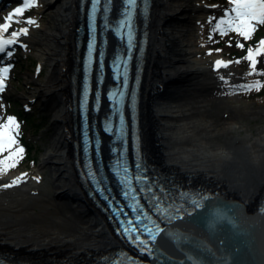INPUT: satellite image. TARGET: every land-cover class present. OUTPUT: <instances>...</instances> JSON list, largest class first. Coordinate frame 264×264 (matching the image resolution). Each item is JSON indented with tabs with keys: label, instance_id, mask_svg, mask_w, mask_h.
<instances>
[{
	"label": "bare ground",
	"instance_id": "1",
	"mask_svg": "<svg viewBox=\"0 0 264 264\" xmlns=\"http://www.w3.org/2000/svg\"><path fill=\"white\" fill-rule=\"evenodd\" d=\"M86 2L41 0L42 15L49 21L34 19L39 26L28 25V34H21L23 43L38 52L41 68L52 69L34 84L32 97L49 115L53 144L37 172L39 180L10 174L8 168L0 172V185L21 177L15 186L0 187V250L39 264L94 261L129 248L117 224L95 203L82 159L77 95L85 60ZM207 3L155 0L143 106L145 140L151 145L154 136L159 146L153 155L175 172L212 181L229 199L263 211L264 111L242 110L237 97L247 78L238 80L234 64L225 57L217 65L201 51L214 15L232 16L221 7L203 5ZM46 171L52 192L42 189Z\"/></svg>",
	"mask_w": 264,
	"mask_h": 264
},
{
	"label": "rangeland",
	"instance_id": "2",
	"mask_svg": "<svg viewBox=\"0 0 264 264\" xmlns=\"http://www.w3.org/2000/svg\"><path fill=\"white\" fill-rule=\"evenodd\" d=\"M203 5L221 7L229 13L231 9L229 0H208V3ZM18 7H23V4L15 3L6 10L1 9L0 23L5 21V17L10 14L11 10H15ZM43 12L41 0H37V6L25 9L21 19L16 18L21 21L28 18L41 19L42 22L47 23L49 21L48 16L42 15ZM208 16H213V14ZM222 18L221 14L216 13L211 22L208 23L207 29L204 31L203 44H200L201 51L214 61L225 57L226 61L234 64L238 80L241 77L247 78L245 79L246 86L251 87H240L239 91L246 93V95L244 96L240 93L237 97V102L242 107V110L255 108L264 111V54L261 53L255 58L257 60L254 68L252 67V62L246 58L249 49L256 52L261 47L259 42L264 40V24H258L253 36L246 39L235 31L221 34V29L228 28V25H220V28L216 27ZM26 26L28 24L17 23L18 29ZM34 35L37 36L38 34L35 32ZM238 44H242L243 48L238 47ZM37 53V51H34L32 55L27 59H23L17 65L18 67L15 69V75L10 87L5 91L6 98L0 101V123H6L9 116L17 119L19 124L18 143L13 147H23L24 149L22 156L17 158L16 166L8 168L9 173H27L28 176L32 177H37V172L43 163L47 150L53 144V132L50 130L51 121L49 115L45 112L44 105L32 97L34 88H36L34 84L45 80L52 71L50 67L41 68V60ZM236 61H239V63ZM22 114H25V118L22 117ZM246 123L253 126L261 124L260 121L251 120H247ZM146 143L148 147L149 143L147 140ZM149 147L148 150H150ZM8 155L9 153L5 152L0 156V159H4ZM44 173L42 176V189L43 191L52 192L53 189L49 186L51 183L48 180L50 172L46 171Z\"/></svg>",
	"mask_w": 264,
	"mask_h": 264
},
{
	"label": "water",
	"instance_id": "3",
	"mask_svg": "<svg viewBox=\"0 0 264 264\" xmlns=\"http://www.w3.org/2000/svg\"><path fill=\"white\" fill-rule=\"evenodd\" d=\"M155 93L152 82L150 94ZM153 141L152 136L150 153L156 147ZM191 221L175 235L174 249L161 254V260L166 262L159 264H264V217L253 208L209 203ZM158 238L159 235L154 239L159 241Z\"/></svg>",
	"mask_w": 264,
	"mask_h": 264
},
{
	"label": "snow or ice",
	"instance_id": "4",
	"mask_svg": "<svg viewBox=\"0 0 264 264\" xmlns=\"http://www.w3.org/2000/svg\"><path fill=\"white\" fill-rule=\"evenodd\" d=\"M110 0H105V3H109ZM127 4V8L125 10V20L121 21V24L118 31L128 28L131 29V18L133 16V12L135 9V6L137 4V0H125ZM231 5H234L233 8L230 9L231 13H234L232 16H228L226 13V16L228 18H222L219 21V24H217V28H220V25H228L229 27L227 29H221V34H226L227 31H235L240 36L244 38H250L253 31L255 30V25L258 24H264V0H229ZM100 3V0H92V20L94 22L95 20V12L97 5ZM31 6H37V0H23V7L16 8L12 13H10L7 17H5V23L0 24V53L6 52V45H11L16 42L17 38L21 34H28L29 29L27 27H21L18 30L12 31L7 38H5L4 34L7 32V30L11 27V24L13 22L15 23H23L28 25H36L37 22L32 19L28 18L27 20H13V17L22 15L24 10L31 7ZM261 48L258 49L256 53H253L251 49L248 51L247 59L252 62V67H255L256 60L255 55H259L262 52H264V40H261L260 42ZM129 44H131V38L129 33ZM238 47L243 48L242 44H238ZM25 47H27L25 45ZM93 51V44L89 45V60H91V55ZM8 55L11 53L8 52ZM239 63V61H236ZM224 61H216L217 65L224 64ZM119 67V66H118ZM9 71L7 67L0 68V74H6ZM126 71H127V65L126 62L124 64V76L125 80L124 83H127L126 78ZM4 78L3 75H0V91L4 90ZM251 87V86H246ZM87 101V89H85V102ZM122 119V118H121ZM19 130V124L16 121L15 117L9 116L7 118L6 123H0V155H2L5 152H8L9 155L4 157V159H0V172L5 171V168H12L15 167L17 164V158L21 157L24 149L23 147H17L14 148V145H17V135ZM10 161V163H9ZM24 176L27 175V173L22 174ZM21 177H17L13 179L10 183H4L0 185V187L8 188L15 186L18 181H20ZM34 179L39 180V177H34ZM158 231H163V229H157ZM155 238V236L153 237Z\"/></svg>",
	"mask_w": 264,
	"mask_h": 264
},
{
	"label": "flooded vegetation",
	"instance_id": "5",
	"mask_svg": "<svg viewBox=\"0 0 264 264\" xmlns=\"http://www.w3.org/2000/svg\"><path fill=\"white\" fill-rule=\"evenodd\" d=\"M13 20L15 21V18H13ZM13 24H14V28H16V23L13 22ZM140 31L144 37V35H145V21L143 22V25L140 24ZM139 74H140V83H141L140 92L142 93V95H144V84H145V58H144V56H143V59L141 61ZM141 163L144 166V158H143Z\"/></svg>",
	"mask_w": 264,
	"mask_h": 264
}]
</instances>
